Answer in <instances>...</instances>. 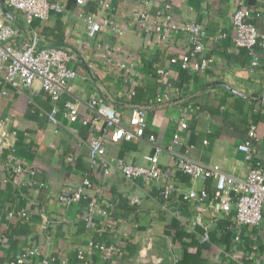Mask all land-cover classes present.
<instances>
[{"label": "crops", "instance_id": "1", "mask_svg": "<svg viewBox=\"0 0 264 264\" xmlns=\"http://www.w3.org/2000/svg\"><path fill=\"white\" fill-rule=\"evenodd\" d=\"M51 1L63 11L27 26L19 12L0 0V20L21 30L14 43L34 32L41 46L68 48L73 55L69 65L78 73L55 102V125L47 117L54 103L39 81L17 89L3 84L0 75V260L14 261L36 246L38 255L23 264H264V219L256 227L227 230L233 211H223L213 199L215 181L191 178L172 166L182 154L243 179L250 163L264 164V51H259L258 64H252L247 50L233 42L231 16L239 0H107L114 7L111 17L126 28H103L91 38L76 14L83 9L101 17L104 10L96 0L84 6L75 0ZM167 2L175 22L204 27L207 69L169 62L190 51L186 34L161 39L154 29L145 35L126 25L135 9L146 11L153 21ZM243 4L253 14L261 12L252 20L264 33V0ZM162 66L167 77L156 73ZM91 97L112 102L123 116L134 105L145 107V138L113 140L109 131L104 145L108 157L147 165L154 146L146 135L153 134L163 146L160 178L126 180L115 165L108 173L89 166L88 140L101 134L103 126L85 107ZM66 101L79 104L76 121L63 116ZM86 118L88 126L82 123ZM183 120L186 128L180 126ZM250 124L256 125L257 139L252 140L249 163L238 146L248 138ZM175 132L180 143L170 151ZM16 165L36 166L40 172L17 174ZM84 176L94 185L85 190L87 198L70 205L57 200L63 186H76ZM165 187L170 190L167 199L160 194ZM200 188L208 199L184 198ZM89 200L106 213L90 212Z\"/></svg>", "mask_w": 264, "mask_h": 264}, {"label": "built area", "instance_id": "2", "mask_svg": "<svg viewBox=\"0 0 264 264\" xmlns=\"http://www.w3.org/2000/svg\"><path fill=\"white\" fill-rule=\"evenodd\" d=\"M80 6H84L87 0H75ZM6 4L19 12L22 21L27 26L38 19H47L51 13H60L63 6L51 0H5ZM98 6L104 10L101 17L85 12L83 9L76 16L83 25L86 35L94 37L103 28H111L116 32H122L126 27H120L111 17L114 11L113 5L107 0H96ZM239 0V5L233 11L231 21L234 26L233 42L238 47L247 50L252 58V64H258L259 51H264V33L258 31L252 17L261 16V12H253ZM127 26H132L142 34H149L154 29L161 39H168L175 33H184L191 45L190 51L180 57H171L169 62L180 68L205 70L208 68V60L204 57V43L206 31L201 24L196 22H175L171 10V4L165 3L157 12L156 18L151 21L148 13L144 10L135 9L130 13ZM20 28L0 20V75L3 84L10 85L17 89L28 88L35 81H39L42 90L53 101V106L48 112V120L58 124V106L55 102L68 89L69 82L78 73L69 65L73 55L70 50L63 46H41L37 34L32 32L28 38L20 44L14 43L20 35ZM201 54L200 59L194 56ZM121 68L124 64L120 65ZM156 73L161 77H167L169 71L160 67ZM79 104L74 101L64 103L63 116L68 121L78 119ZM85 107L94 113V119L102 122L101 134L93 136L88 140V163L91 168L102 167L105 173L110 172L112 166L121 172L126 180L141 178L145 181L160 178L163 174L159 167V154L163 146L155 142L153 134H148L147 139L153 144L154 151L147 157V165H137L121 158L108 157L104 145V137L111 132L113 140H134L145 138L147 128V112L145 107L134 105L128 116H123L115 104L100 98L91 97L85 102ZM87 118L82 120L84 125L89 124ZM180 126L186 128V122L181 121ZM56 131V129H55ZM248 138L239 144L238 149L244 153L247 162L252 161L254 146L252 140L257 139V128L250 124L247 131ZM179 133L175 132L168 149L172 145L179 144ZM206 142V141H205ZM174 171H179L191 178L205 180L212 178L215 181V199L220 208L225 212L233 211L232 220L226 225V229L232 232H239L243 226L256 227L261 225L264 219V164L259 161L250 163L245 178H235L222 171L218 165H207L190 159L189 157L177 154L173 160ZM14 172L17 174L28 173L31 176L40 172L36 166L16 165ZM93 182L88 176H84L76 186H63L57 193L59 202L66 205L74 204L87 198L85 190L93 188ZM161 196L167 199L170 190L165 187L160 191ZM209 193L204 189H191L184 198L196 201L208 199ZM138 199H134L137 202ZM87 208L90 212L97 211L105 214L106 211L99 208L98 202L89 200ZM208 233L205 232L203 239L207 240ZM100 250L109 255L111 250L104 246H98ZM39 248L36 246L27 248L16 260L0 264H23L31 257L38 255ZM82 257V252H79Z\"/></svg>", "mask_w": 264, "mask_h": 264}]
</instances>
